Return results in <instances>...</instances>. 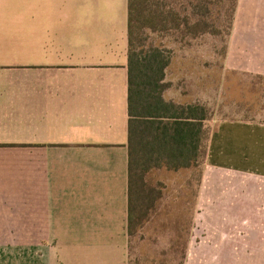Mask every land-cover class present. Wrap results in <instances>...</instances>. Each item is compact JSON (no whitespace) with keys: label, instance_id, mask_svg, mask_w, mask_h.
Here are the masks:
<instances>
[{"label":"crops","instance_id":"1","mask_svg":"<svg viewBox=\"0 0 264 264\" xmlns=\"http://www.w3.org/2000/svg\"><path fill=\"white\" fill-rule=\"evenodd\" d=\"M128 5L0 0V264H128ZM249 123L208 147L235 174L215 192L229 256L264 247V124Z\"/></svg>","mask_w":264,"mask_h":264},{"label":"rangeland","instance_id":"2","mask_svg":"<svg viewBox=\"0 0 264 264\" xmlns=\"http://www.w3.org/2000/svg\"><path fill=\"white\" fill-rule=\"evenodd\" d=\"M187 4V0L174 2L180 19L188 12L184 10ZM235 6L223 0L212 7L216 36L201 34L192 39L179 30L166 34L141 31L142 46L170 51L165 78L170 87L165 100L202 105L209 119L203 123V153L197 167L161 168L148 174L147 182L161 191L162 198L148 222L135 227L130 236L128 264H264L255 261L264 258L263 245L250 249L239 245L234 247L235 256H229L223 246L227 239L222 237L223 223L215 221V210L225 200L220 193L229 194L230 177L235 174L214 169L207 161L209 141L219 124H264V0H237ZM199 190L202 197L197 200ZM196 207L202 214L195 216L193 225ZM188 229L187 256L181 244L186 242Z\"/></svg>","mask_w":264,"mask_h":264},{"label":"trees","instance_id":"3","mask_svg":"<svg viewBox=\"0 0 264 264\" xmlns=\"http://www.w3.org/2000/svg\"><path fill=\"white\" fill-rule=\"evenodd\" d=\"M175 1L129 0L128 5L129 238L135 227L148 222L156 202L162 198L161 191L147 182L148 174L161 168H195L203 153L207 108L165 100L164 93L170 87L165 80L170 51L142 46L141 31L166 34L179 30L192 39L201 34L216 36L219 32L213 25L212 7L223 0H187L184 10L188 12L182 19L173 6ZM229 1L236 8L237 0Z\"/></svg>","mask_w":264,"mask_h":264}]
</instances>
